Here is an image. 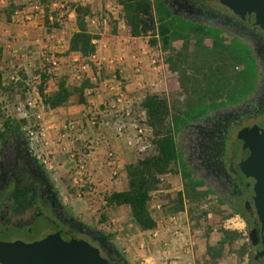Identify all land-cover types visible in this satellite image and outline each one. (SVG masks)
Masks as SVG:
<instances>
[{
	"label": "rangeland",
	"instance_id": "obj_1",
	"mask_svg": "<svg viewBox=\"0 0 264 264\" xmlns=\"http://www.w3.org/2000/svg\"><path fill=\"white\" fill-rule=\"evenodd\" d=\"M5 1V5L0 7V24H11L13 19L16 21L15 16L18 12H28L32 15V22L37 19L43 23V20H45L47 24L44 27L46 29L68 31V37L74 34L75 29H78L76 22L77 8L86 9L88 11L85 18L87 28L89 32L98 36V40L95 41L97 52L94 55L97 56L98 62L102 61V58L113 51H109L108 48L106 50V44L113 46L116 38L121 40L122 43H127L128 41V45L134 53L138 51L143 52L142 55H136L135 57V65L143 60V63L140 62L139 65L142 72L135 73L137 76L141 75L139 78L142 86H139L140 92H133V95H138L133 96L129 89L126 90L127 84L117 80V86L112 91L117 93V96L113 95V101L106 105L109 112L112 113L111 117L114 120V127L120 124V115L123 110L128 108L131 111V116L122 122L126 126L125 135L127 137L134 136L138 125L147 124V117L141 108V104L148 95H159L168 101L170 122L173 116L179 115L184 111L186 97L179 86L178 75L171 74L167 66V60L171 55V51L165 50L160 41H158L157 45H152V33H149L147 36H132L124 17L123 0H49L47 4H42L43 10L41 13L34 12L32 9L40 0ZM152 3L155 5V0H152ZM69 15H72V19ZM50 17L53 18V21H50ZM55 18H57L56 21ZM17 24L27 26L30 23L21 22ZM155 28L158 30V26ZM46 32L47 34H51L52 31L48 30ZM155 38H158V35ZM194 43L195 40L191 39L190 49H193ZM183 45V41H177L173 43L172 48L180 50ZM116 48L119 50L118 47ZM3 50L4 48L1 47L0 43V62L2 61L6 65H9L4 71H0V131L4 130V121L10 119L15 126L19 125L14 134L22 136L28 143V128L36 122L38 123L37 119L40 115L42 116L40 124L44 127L43 118L46 113L50 112L43 105L40 88L44 76H50L48 72L51 71V66L47 64L40 66L36 70L27 71L28 74L25 73L24 69L17 71L18 65L14 67H12L13 64L10 65V62H13L11 55L13 49H6L7 52H3ZM63 54L65 53H57L56 56ZM118 55H120V50ZM86 62L95 77H98L100 80L108 79L110 76L116 74V72L112 73L113 71L109 70L104 64L100 66L96 65L97 61L93 60V56L88 58ZM136 69L137 67L135 71ZM76 70V75L81 76L83 74V71ZM14 73H17L20 77V80L16 83L11 80V76ZM37 76L39 77L38 80H34L33 78ZM58 81L48 82L46 91L55 88ZM68 84L72 88L77 86L76 80L70 81L69 78ZM46 93L52 94L53 92L49 91ZM119 95L123 99L121 103L117 101L120 97ZM29 103H32L33 106H29ZM30 108H33L31 113H29ZM101 110L106 111V108L103 106ZM96 121L101 122L100 119L94 120V122ZM246 125L250 126V128H244L246 131L244 135L249 138L251 130L260 129L261 126H264V123H255L253 121L252 123L246 122ZM96 126H98L97 123ZM183 132L184 130L176 134V142L185 159V152L183 151L185 143L182 140ZM153 137L152 134L149 137L152 147L146 153L139 152L136 148L137 146L129 147L127 145L131 149V155L128 156L132 162L131 164L139 159H145L155 154V144L153 143L155 137ZM40 148L43 150L36 151L32 149L31 152L44 166L48 177L59 193V197L63 200L69 211L78 216L87 225H92V228L94 227L102 232L103 235L108 236L112 245L128 264H201L197 259L195 260L197 252L204 250L203 247H206L207 244H215L219 240L221 230L224 227L240 228L243 240L236 244L235 256L229 260L225 258L226 262L224 260L221 264L255 263L252 259L253 251L248 228L243 220L238 219V221H234L229 219L230 222H227L222 218L228 215H224L227 211L212 203L208 196L203 197L201 200L194 198L189 201L187 199L183 175L185 176L188 173V169L183 162H175L171 172L160 177L161 187L153 193L150 204L152 214L158 222L159 231L156 229L157 231L144 233L132 221L131 211L128 206H123L120 211H115L114 206L109 208V206L99 201V199L103 201V198L98 197L94 199L91 195V190L88 191L86 188L75 185V177L72 176L71 172H64V170H61L57 166V162L63 165L64 160L53 162V156L49 154L50 149L47 150L43 146H40ZM44 161L46 162L44 163ZM71 170L74 169L71 168ZM28 197H32L33 201H35V196L27 190L20 191L16 195L13 214L18 216L23 214L24 209L29 205L26 201ZM180 203H182L183 209L177 211L176 209ZM97 207L100 208L97 209ZM202 212L206 213V218L200 219L199 217ZM183 214L184 219H182ZM174 215H177L178 220H180L179 222L185 227L183 235L179 237L178 235H174L176 226L170 221V218ZM210 226L214 230L210 236L205 237L202 229L207 230V227ZM244 245L247 246L248 252L245 255L243 254Z\"/></svg>",
	"mask_w": 264,
	"mask_h": 264
},
{
	"label": "trees",
	"instance_id": "obj_2",
	"mask_svg": "<svg viewBox=\"0 0 264 264\" xmlns=\"http://www.w3.org/2000/svg\"><path fill=\"white\" fill-rule=\"evenodd\" d=\"M49 0H40L47 4ZM123 13L132 36H147L152 33V45L162 43L165 50H170L167 66L171 74L178 75V82L185 99L184 111L170 118L168 101L159 95L147 96L141 104L147 117V125L155 137V154L145 159H139L126 166L128 190L126 192H111L106 197L108 205L128 206L134 223L143 232H152L158 228V222L152 214L150 204L153 193L161 187L160 177L169 174L175 162H183V153L176 142V134L180 133L190 123L206 116L210 112L231 105H236L249 98L254 92L258 81V65L252 56V50L232 35L216 29H196L176 20H169L168 13L152 0H123ZM77 31L70 40L69 52L78 54L81 58H90L97 52L98 36L89 32L85 18L88 11L77 8ZM57 18H55V21ZM48 21V18H47ZM158 26V30H156ZM158 32V33H157ZM158 35V38H155ZM195 40L190 49V40ZM183 41L180 50L172 48L173 43ZM50 76H44L40 88L43 105L46 109L56 110L65 107L72 96L78 95L79 102L87 104L86 90L93 88L89 79H84L76 87L68 84L67 78L57 83V91L46 93ZM1 80V76H0ZM10 119L4 121V130L0 131V139H4L17 130ZM153 137V138H154ZM186 166V164H185ZM187 167V166H186ZM183 175L186 197L202 199L209 195L199 191L202 184L194 179L187 167ZM181 196V194H180ZM182 203L176 209L181 211ZM206 218L202 212L200 219ZM208 236L212 227L204 230ZM225 241L216 249L208 247L202 255H197L201 264H219L225 253H233L232 242L238 238L236 232L224 230ZM227 243V244H226ZM225 245V246H224ZM243 254H247V246H243ZM253 259V262L257 261Z\"/></svg>",
	"mask_w": 264,
	"mask_h": 264
},
{
	"label": "flooded vegetation",
	"instance_id": "obj_3",
	"mask_svg": "<svg viewBox=\"0 0 264 264\" xmlns=\"http://www.w3.org/2000/svg\"><path fill=\"white\" fill-rule=\"evenodd\" d=\"M176 20L196 29H216L245 43L258 65V81L252 95L239 104L218 108L190 123L183 132L185 164L194 179L209 193L211 202L231 214L258 225L254 201L239 164V134L250 128L246 122L264 123V29L239 18L221 0H155ZM264 128V126H261ZM184 155V154H183ZM23 190L35 196L22 215L13 214L16 195ZM213 199V200H212ZM98 249L109 264H128L102 232L72 214L59 197L44 166L32 154L22 136L11 134L0 140V243H33L55 234ZM249 234V229H248ZM38 238V239H37ZM260 264V262L254 263Z\"/></svg>",
	"mask_w": 264,
	"mask_h": 264
},
{
	"label": "crops",
	"instance_id": "obj_4",
	"mask_svg": "<svg viewBox=\"0 0 264 264\" xmlns=\"http://www.w3.org/2000/svg\"><path fill=\"white\" fill-rule=\"evenodd\" d=\"M0 3H2L0 7H3L2 5H5L6 1L0 0ZM69 17L72 19V15H69ZM31 23L27 26H22L18 25L13 19L11 24H0V43L1 47L4 48L3 52H7L6 49L9 48L13 49L11 54L13 62H10V65L13 64L12 67L18 65L19 68L17 71H22L24 69L25 73H27V71L36 70L38 67L46 64L51 66V71L49 70L50 72H48L50 74L48 82L69 78L70 81L76 80L77 85H79L84 79L92 81L93 88L86 90L85 93L87 104L79 102L78 95H74L65 107L56 110L48 109L50 112L46 113L43 118V126L47 134L46 140L49 143L46 149H50L49 154L53 156V162L64 160L63 165L59 162L56 164L61 170H64V172H71L72 176L75 177V185L86 188L88 191L91 190V195L94 199L98 197L103 198V201L100 199L99 201L109 206V208H112V205L107 204L106 197L111 192H126L128 190L129 186L125 168L132 162L128 157L131 155V149L117 136L116 126L114 127V120L113 117H111L112 113L109 112L106 105L113 101V95L115 97L117 96V93L112 91L114 87L117 86L118 81L126 83V90L129 89L132 95L136 92H140L139 88L142 86L139 78L141 75L137 76L135 74V68L137 67V65H135V57L136 55H142L143 52L138 51L134 53L128 45V41L127 43H122V41L117 38L113 46L106 44V50L107 48L109 51L113 50L110 53L114 54L109 53L106 57L102 58L103 60H100V62L96 59L97 56H93V60L97 61L96 65L100 66L104 64L109 70L113 71L112 73L116 72V74L110 76L108 79L100 80L98 77H95L90 70L86 58H81L78 54L69 52L72 35L68 37V31L46 29L44 27V25L47 24L45 20H43L42 23L41 20L39 21L36 19ZM48 30L52 31L51 34H47L46 31ZM76 31L75 29L74 33ZM20 42L23 43L21 44ZM116 47L119 48L120 55H118L119 50ZM57 53L65 54L56 56ZM0 65L2 67L0 71H4L5 68L9 66L2 61ZM76 69L83 71V74L81 76L76 75ZM49 91L53 93L56 92L57 86L45 92ZM103 106L106 108V111L101 110ZM98 119H100L101 122H94V120ZM96 123L98 126H96ZM70 126H75L74 130L69 131ZM83 164L85 168L81 169L80 166ZM71 168L74 170H71ZM114 168L118 171L116 177L112 175V170ZM198 190L204 191L201 188ZM207 196L209 197V195ZM209 199L211 201L210 197ZM113 206L115 207V211H120L123 207L117 205ZM99 208L100 207H97V209ZM222 208L225 209L224 211H227L224 215L228 214L226 217H222L223 219L227 222H230L229 219L238 221L239 218L237 216L233 217V215H230L231 212L228 208ZM182 219H184V214ZM88 226L91 227L92 225ZM239 229L240 228L224 227L221 230L219 240L213 245L206 243V247H203L204 250L197 252L196 255L204 254L208 247L214 249L219 247L225 241L223 231L226 230L229 232H236L239 236L232 242L234 252L225 253L223 260L219 264L224 260L226 262L225 258L228 260L230 258L232 259V257L235 256L236 244L243 240V234ZM213 230L214 228L212 227V232ZM202 233L204 235V231ZM210 234L208 236H210Z\"/></svg>",
	"mask_w": 264,
	"mask_h": 264
},
{
	"label": "water",
	"instance_id": "obj_5",
	"mask_svg": "<svg viewBox=\"0 0 264 264\" xmlns=\"http://www.w3.org/2000/svg\"><path fill=\"white\" fill-rule=\"evenodd\" d=\"M236 15L253 27L264 29V0H221ZM239 134L241 162L239 167L246 178L247 188L255 204L258 225L246 219L253 258L264 264V128L251 130L247 138ZM242 140V141H241ZM240 142V143H239ZM105 247L107 238L100 236ZM0 264H109L101 252L87 243L55 234L33 243L16 241L0 243Z\"/></svg>",
	"mask_w": 264,
	"mask_h": 264
},
{
	"label": "built area",
	"instance_id": "obj_6",
	"mask_svg": "<svg viewBox=\"0 0 264 264\" xmlns=\"http://www.w3.org/2000/svg\"><path fill=\"white\" fill-rule=\"evenodd\" d=\"M33 11L34 12H38V13H41L43 8H42V4L40 2L36 3L33 7H32ZM15 19H16V22L17 23H31L32 22V15L28 12H18L15 16ZM50 21H53V18L50 17ZM140 62L139 61V64H137V69H136V73H139V72H142L141 68H140ZM142 63V62H141ZM156 63V62H154ZM39 77H34L33 79L34 80H38ZM11 80L14 81L15 83L18 82L20 80V77L18 76L17 73L13 74L11 76ZM120 96V95H119ZM122 97L120 96L119 99L117 100L118 103H121L122 102ZM29 106H33L32 103H29ZM33 108H30V111L29 113H31ZM131 116V111L128 110V108H126L125 110H123L121 112V115H120V124L117 125L116 127V133H117V136L120 137L129 147H136L137 150L141 153H146L151 147H152V143L151 141L149 140V137L151 136V130L149 129L148 125L147 124H144V125H138L136 127V130H135V134L134 136H130V137H127V135H125V129H126V126L125 124H122L123 121H126V118L128 119L129 117ZM125 118V119H124ZM42 119V116H38V123L36 122L35 124L31 125L29 128H28V133H27V136H28V145H29V148L30 150L32 149H35L36 151H40V150H43L40 148V146L42 147H45V148H48L49 146V143L47 142V134H46V131H45V128L42 127V125L40 124V120ZM75 126H70L69 127V131H72L74 130ZM46 161H44L45 163ZM48 163V162H47ZM81 169H84L85 168V165H81L80 166ZM112 173L114 176H117L118 175V171L117 169H113L112 170ZM181 219V218H180ZM170 221H172L173 224H175V230H174V235H178L179 236H182L183 233H184V226H182V223H180L177 218V216H173L170 218Z\"/></svg>",
	"mask_w": 264,
	"mask_h": 264
}]
</instances>
